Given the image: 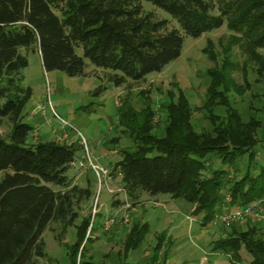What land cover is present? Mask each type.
<instances>
[{
    "label": "trees",
    "instance_id": "16d2710c",
    "mask_svg": "<svg viewBox=\"0 0 264 264\" xmlns=\"http://www.w3.org/2000/svg\"><path fill=\"white\" fill-rule=\"evenodd\" d=\"M217 1L218 14L207 0H0V125L9 124L6 138L0 137V264H36L45 257L42 234L52 224L63 232L75 230V240L65 245L68 264H95L85 249L98 229L95 215L90 219L80 209L93 194L90 186L67 176L80 146L26 143L31 127L22 123L21 111L30 89L21 86L27 67L22 51L36 52L45 72L84 76L86 61L109 71L107 81L115 88L128 87L177 60L185 38L197 39L225 24L231 34L220 52L209 41L203 51L214 65L205 71L208 84L197 110L207 114L209 130H194L192 110L177 85L156 109L150 93H139L138 107L124 97L116 106V135L103 144L120 158L106 161L104 169L106 178L118 179L124 197L118 205L131 209L142 195L182 199L194 216H201L202 226L222 205L233 209L264 200V160H255L264 152V94L260 108L249 105L246 119L230 100L250 89L248 67L255 82L264 84V58L258 52L264 50V0ZM144 3L166 13L176 28L145 12ZM234 46L245 57L237 69L243 84L233 76L238 67L230 60ZM158 111L165 116L162 137L153 134ZM122 138L129 145L116 151ZM213 156L218 168L204 176ZM223 167L234 168L231 179ZM240 222L223 227L211 250L226 255L230 264H264L259 224ZM127 228L115 252L119 264L139 248L147 231L146 224ZM243 255L249 257L244 263Z\"/></svg>",
    "mask_w": 264,
    "mask_h": 264
},
{
    "label": "rangeland",
    "instance_id": "374dc122",
    "mask_svg": "<svg viewBox=\"0 0 264 264\" xmlns=\"http://www.w3.org/2000/svg\"><path fill=\"white\" fill-rule=\"evenodd\" d=\"M207 1L212 4V13L218 14V1ZM142 8L145 12L152 13L157 19H165L168 28H176L175 22L166 13L146 3L142 4ZM230 34L224 24L219 29L203 34L197 39L185 38L181 55L177 60L160 73L148 76L143 82L130 83L128 87L120 88H115L107 81L109 71L96 69L86 61L84 76L68 77L57 71L45 72L36 52L22 51V55L27 60V67L21 72V86L30 89V96L21 111L22 123L31 127V132L26 139L27 145L56 141L62 134L67 135V143L78 145L79 138L82 137L86 141L91 162L104 168L106 161H115L120 158L114 151L107 152L103 144L116 135L113 125L117 117L116 106L121 100L128 97L130 103L138 107L143 97L139 93H150L154 97L153 105L156 109L164 98L163 94L172 90L174 85H177L188 100L192 110L191 122L194 130L196 132L209 130L207 114L197 110L203 104L205 88L208 84L205 71L214 65L203 51L209 41L213 50L216 53L220 52L221 44L226 43ZM258 52L264 58V50ZM77 54L81 56L80 51H77ZM221 55L222 53L219 56ZM244 59L241 50L237 46L232 47L230 60L238 65L235 67L233 76L239 84H243V79L241 72L237 69L242 66ZM247 79L250 89L242 97L234 95L230 97L243 119L247 118L249 105L257 108L262 106L259 100L264 94V84L255 82L257 76L251 67H248ZM253 96L255 97L252 99ZM219 110L222 109L219 108ZM164 123L165 116L159 112L154 120L153 134L155 136H163ZM8 131L9 124L3 121L0 125V137L6 138ZM126 145H129V142L122 138L116 151ZM84 158L85 155L79 147L76 160L67 171V176L74 184L81 187L90 186L93 194L80 209L81 212L88 214L90 219L95 215L94 224L98 229L92 240L85 246L95 264H119L116 259L113 262L111 258L107 262L103 260L104 255L111 256L117 250L114 243L109 240V234L106 236L104 233H109L111 228L120 223L128 224L130 227L138 222L141 225L147 224V231L142 232L143 241L139 248L129 252L126 261H121L120 264H149L146 263L148 259L157 257V253L154 254V248L161 244L163 248V244L167 241L171 243L168 252L171 254L170 264H198L202 259H205L202 264H230L226 255L213 254L215 257H212L209 252L211 243L221 238L224 233L221 224L209 222L202 226L201 216H194L192 207H189L182 199L173 200L164 195H159L157 202H153L148 196L147 200L141 197L139 204L145 202L143 206H138L135 212L130 213L128 205L117 204L124 200L119 191L118 179H110V183L106 178L99 183L92 171L79 169L78 163ZM263 158L264 152L260 150L255 160L262 163ZM218 165V160L213 156L207 163L204 176L218 168ZM237 168L242 170L240 163L237 164ZM224 169L228 179H231L235 174L234 168L225 167ZM1 176L2 173H0ZM155 203L163 205L164 208L155 206ZM260 210L262 211L260 220L243 221L251 224L258 223L260 228L258 234L264 238V200ZM123 219L126 220L125 223ZM108 220L112 223L106 227L105 223ZM74 234L73 227L63 232L58 224L50 225L42 234L45 257L38 259L36 264H68L65 245H70L75 240ZM111 245L115 247V252L111 250ZM248 260V256H242L243 263Z\"/></svg>",
    "mask_w": 264,
    "mask_h": 264
},
{
    "label": "built area",
    "instance_id": "2783aa9c",
    "mask_svg": "<svg viewBox=\"0 0 264 264\" xmlns=\"http://www.w3.org/2000/svg\"><path fill=\"white\" fill-rule=\"evenodd\" d=\"M65 141H67V135L62 134L55 142L62 143ZM78 145L82 148V151L85 155V158L82 160V162L78 163L79 169H89L90 171L93 172L95 177L98 179L99 183L102 180L104 181L107 176V171L98 164L91 162L89 158V152L86 141L82 137L79 138ZM262 203L263 201H258L256 203L250 204L245 207H236L233 209H228L226 206L222 205L219 212L213 217L212 223L213 224L219 223L226 228L246 219H250V220L256 219L258 221L260 220L259 218H262L260 217L262 214V211L260 210ZM155 206H160L164 208L163 205H159L158 203L157 204L155 203ZM124 222H126L125 219ZM111 223H112L111 220L106 221L105 223L106 227L107 226L109 227Z\"/></svg>",
    "mask_w": 264,
    "mask_h": 264
},
{
    "label": "crops",
    "instance_id": "0c3cea01",
    "mask_svg": "<svg viewBox=\"0 0 264 264\" xmlns=\"http://www.w3.org/2000/svg\"><path fill=\"white\" fill-rule=\"evenodd\" d=\"M108 180L111 183L110 179H108ZM141 197H145V199L147 198L146 195H142ZM151 200L153 202H157L158 201V196L151 198ZM173 200H175V199H173ZM146 202H148V201H146ZM143 203H145V202H143ZM143 203H140V204L135 205L133 208L129 209V212L130 213L135 212V210H136V208L138 206H140V205L143 206ZM189 207H191V206H189ZM138 224H140V223L138 222ZM127 227H128V224L125 225V224H121L120 223V224H118V226L111 228L110 231H109V233H108L109 234L108 235V238H110L109 240H111V242L114 243L113 245L117 247V250L116 251H119L120 250V245H121V242L123 241L122 237H123L124 231L127 229ZM213 242H215V241H213ZM212 243L210 245L209 252H211L210 255H212V257H215V255H218L219 253L213 252L211 250L212 249ZM170 245H171V243L169 241H167L165 244H163V248H162V244L161 245H157L156 248H154L155 249L154 250V254L157 253V257L153 256V259L152 258L148 259L146 261V263H149L150 264V262L154 261V264H170L169 263V259L171 257V254L168 253L170 251ZM114 246H112L113 248L111 247V250H113V251L115 250V247ZM213 254H215V255H213ZM107 255L108 256H106V257H104L105 255L103 256V260L105 262H107L108 259L110 260V258L112 259V262H113V261H115L116 258L119 257V256H116L115 253L111 255L112 257L109 254H107ZM203 262H205V259L200 260L198 264H202Z\"/></svg>",
    "mask_w": 264,
    "mask_h": 264
}]
</instances>
